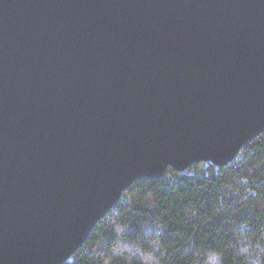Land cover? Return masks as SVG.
<instances>
[{
  "label": "water",
  "instance_id": "1",
  "mask_svg": "<svg viewBox=\"0 0 264 264\" xmlns=\"http://www.w3.org/2000/svg\"><path fill=\"white\" fill-rule=\"evenodd\" d=\"M264 131V0H0V264H63L141 179Z\"/></svg>",
  "mask_w": 264,
  "mask_h": 264
},
{
  "label": "trees",
  "instance_id": "2",
  "mask_svg": "<svg viewBox=\"0 0 264 264\" xmlns=\"http://www.w3.org/2000/svg\"><path fill=\"white\" fill-rule=\"evenodd\" d=\"M63 264H264V131L224 166L135 181Z\"/></svg>",
  "mask_w": 264,
  "mask_h": 264
},
{
  "label": "built area",
  "instance_id": "3",
  "mask_svg": "<svg viewBox=\"0 0 264 264\" xmlns=\"http://www.w3.org/2000/svg\"><path fill=\"white\" fill-rule=\"evenodd\" d=\"M124 195V194H123ZM121 200H123V197H122V199Z\"/></svg>",
  "mask_w": 264,
  "mask_h": 264
}]
</instances>
